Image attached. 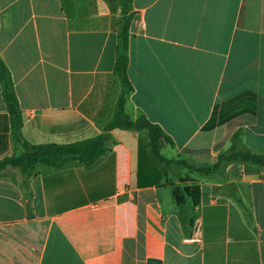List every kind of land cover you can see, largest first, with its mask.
Returning a JSON list of instances; mask_svg holds the SVG:
<instances>
[{"label":"crops","instance_id":"obj_1","mask_svg":"<svg viewBox=\"0 0 264 264\" xmlns=\"http://www.w3.org/2000/svg\"><path fill=\"white\" fill-rule=\"evenodd\" d=\"M132 7L125 110L161 128L174 163L160 185L138 187L140 133L113 130L91 167L5 169L0 264H264V165H217L235 133L238 149L264 152V0ZM120 16L119 0H0V60L25 141L102 133L120 93ZM12 154L0 88V161Z\"/></svg>","mask_w":264,"mask_h":264},{"label":"trees","instance_id":"obj_2","mask_svg":"<svg viewBox=\"0 0 264 264\" xmlns=\"http://www.w3.org/2000/svg\"><path fill=\"white\" fill-rule=\"evenodd\" d=\"M120 18L118 20L117 39L114 56L113 74L120 86V93L115 103L112 117L104 126L102 133L94 138L68 145H32L22 135L21 111L15 95L12 79L7 68L0 60V88L3 103L9 117L10 141L13 154L0 161V176L7 168L18 169L26 177L34 175L36 168L45 165L59 168L69 163H77L91 167L105 152L109 133L113 130L140 133L137 147V186H158L165 174V167L174 163L161 155V150L172 146L169 137L161 128L151 123L145 116L139 115L131 120L126 113L125 104L133 92V87L126 74L128 64V31L133 18L132 0H119ZM239 133L231 139V145L220 155L218 166L227 164H243L249 167L264 165V152L254 153L248 149L237 148ZM176 163V162H175ZM188 171H196L205 175L208 169H196L185 163L177 162ZM179 188L175 187L172 200L181 207L185 201L179 198ZM188 193L187 188L182 189Z\"/></svg>","mask_w":264,"mask_h":264}]
</instances>
